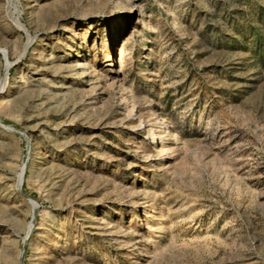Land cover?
I'll return each mask as SVG.
<instances>
[{
  "label": "rangeland",
  "instance_id": "374dc122",
  "mask_svg": "<svg viewBox=\"0 0 264 264\" xmlns=\"http://www.w3.org/2000/svg\"><path fill=\"white\" fill-rule=\"evenodd\" d=\"M0 48V264H264V0H0Z\"/></svg>",
  "mask_w": 264,
  "mask_h": 264
},
{
  "label": "bare ground",
  "instance_id": "6f19581e",
  "mask_svg": "<svg viewBox=\"0 0 264 264\" xmlns=\"http://www.w3.org/2000/svg\"><path fill=\"white\" fill-rule=\"evenodd\" d=\"M21 16V15H20ZM19 16V17H20ZM16 23L18 24V27L21 28V29H24L26 30L25 28V25L20 21L19 18L16 19ZM28 44V42H27ZM27 46V45H26ZM0 50L4 53V56L5 58L7 59V67L10 65L9 63V60H8V56H9V52L7 49H2L0 48ZM122 50V49H121ZM85 59V58H84ZM11 67V66H10ZM2 81V80H1ZM7 81V75H5V77L3 78V82L4 84L6 83ZM5 86V85H4ZM6 88V87H5ZM153 125V126H152ZM150 127H149V131L151 132V134L153 135L152 137V140H153V143L154 144H158L159 143V139L161 140V143H164L165 141V136L163 135V129H165L162 125H159V124H156V123H153ZM166 132V131H165ZM157 133V134H156ZM24 171V169H23ZM23 171H22V174H19V184L21 183L22 181V176L23 175Z\"/></svg>",
  "mask_w": 264,
  "mask_h": 264
},
{
  "label": "water",
  "instance_id": "95a60500",
  "mask_svg": "<svg viewBox=\"0 0 264 264\" xmlns=\"http://www.w3.org/2000/svg\"><path fill=\"white\" fill-rule=\"evenodd\" d=\"M25 28H26V26H25ZM26 31H27V35H28V37H29V32H28L27 28H26ZM28 47H29V46H26V44H25V47H24V55H25V53L27 52ZM0 53H2V57H3V59H4V63H5V65H6V63H7V59L5 58L4 53H3L1 50H0ZM22 57H23V56H22ZM9 62H11V65H13V64L15 63V62H12V61H9ZM23 175H24V171H23ZM22 182H23V180H22ZM32 200H34V199L30 198V201H32ZM23 240H24L23 243H24V245H25L26 240H27V236L24 237Z\"/></svg>",
  "mask_w": 264,
  "mask_h": 264
}]
</instances>
